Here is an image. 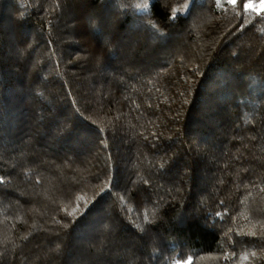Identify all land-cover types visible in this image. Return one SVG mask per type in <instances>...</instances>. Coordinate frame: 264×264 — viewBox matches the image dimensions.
I'll list each match as a JSON object with an SVG mask.
<instances>
[{
    "label": "trees",
    "instance_id": "16d2710c",
    "mask_svg": "<svg viewBox=\"0 0 264 264\" xmlns=\"http://www.w3.org/2000/svg\"><path fill=\"white\" fill-rule=\"evenodd\" d=\"M247 1L0 0V264H264Z\"/></svg>",
    "mask_w": 264,
    "mask_h": 264
},
{
    "label": "rangeland",
    "instance_id": "374dc122",
    "mask_svg": "<svg viewBox=\"0 0 264 264\" xmlns=\"http://www.w3.org/2000/svg\"><path fill=\"white\" fill-rule=\"evenodd\" d=\"M246 4H251L252 7H251L250 9H253V10H255V11H260V10L264 9V8L261 7V0H259V1H257V2L247 1V2L245 3V5H246Z\"/></svg>",
    "mask_w": 264,
    "mask_h": 264
},
{
    "label": "snow or ice",
    "instance_id": "6c2138e0",
    "mask_svg": "<svg viewBox=\"0 0 264 264\" xmlns=\"http://www.w3.org/2000/svg\"><path fill=\"white\" fill-rule=\"evenodd\" d=\"M230 3L235 4L236 0H229ZM245 8H251L252 5L251 4H246L244 5ZM261 7L264 8V0H261ZM245 259H247V257H245Z\"/></svg>",
    "mask_w": 264,
    "mask_h": 264
}]
</instances>
